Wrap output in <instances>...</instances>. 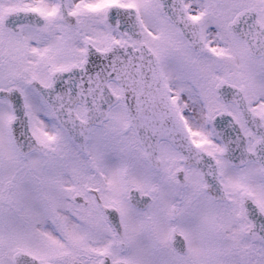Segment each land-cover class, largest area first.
Masks as SVG:
<instances>
[{
  "label": "snow or ice",
  "instance_id": "6c2138e0",
  "mask_svg": "<svg viewBox=\"0 0 264 264\" xmlns=\"http://www.w3.org/2000/svg\"><path fill=\"white\" fill-rule=\"evenodd\" d=\"M0 264H264V0H0Z\"/></svg>",
  "mask_w": 264,
  "mask_h": 264
}]
</instances>
